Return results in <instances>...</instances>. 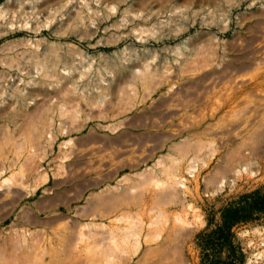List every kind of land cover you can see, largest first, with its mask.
Returning a JSON list of instances; mask_svg holds the SVG:
<instances>
[{
  "label": "rangeland",
  "instance_id": "rangeland-1",
  "mask_svg": "<svg viewBox=\"0 0 264 264\" xmlns=\"http://www.w3.org/2000/svg\"><path fill=\"white\" fill-rule=\"evenodd\" d=\"M0 264H264V0H0Z\"/></svg>",
  "mask_w": 264,
  "mask_h": 264
},
{
  "label": "bare ground",
  "instance_id": "bare-ground-1",
  "mask_svg": "<svg viewBox=\"0 0 264 264\" xmlns=\"http://www.w3.org/2000/svg\"><path fill=\"white\" fill-rule=\"evenodd\" d=\"M260 252V251H259ZM263 252V251H262ZM249 260V259H248Z\"/></svg>",
  "mask_w": 264,
  "mask_h": 264
}]
</instances>
